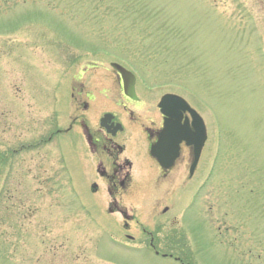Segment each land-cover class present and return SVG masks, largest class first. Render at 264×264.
Instances as JSON below:
<instances>
[{
	"label": "rangeland",
	"instance_id": "374dc122",
	"mask_svg": "<svg viewBox=\"0 0 264 264\" xmlns=\"http://www.w3.org/2000/svg\"><path fill=\"white\" fill-rule=\"evenodd\" d=\"M165 94L205 121L193 178L187 150L167 179L147 156ZM108 112L116 206L81 125ZM0 264H264V0H0Z\"/></svg>",
	"mask_w": 264,
	"mask_h": 264
},
{
	"label": "flooded vegetation",
	"instance_id": "af4514ba",
	"mask_svg": "<svg viewBox=\"0 0 264 264\" xmlns=\"http://www.w3.org/2000/svg\"><path fill=\"white\" fill-rule=\"evenodd\" d=\"M117 75V74H116ZM119 84L121 86V94L123 96V98L125 99V101L127 103H132L133 105H135L134 109H130L128 108L126 105L121 104L122 106V110L123 112H125V114H127L130 118V120H135V110H138L140 108V106L142 105L141 100L136 92V98L135 99H131L129 97H127L124 94L123 91V87L121 85V80L120 77L117 75ZM73 97H75L73 95ZM88 106L85 105V109H87ZM110 113V112H108ZM113 114L114 118L112 119V122L109 123V127L110 130L113 132V130L116 128V125L120 124L122 126V128L116 132L115 134L110 132H106L104 131V134L99 133L98 134H94L90 131V129L86 126V124H81L84 130V134L86 136L87 142H88V146L91 150V152L98 156V164H97V172L99 174V176L106 182L107 185V192L109 194L110 197L113 198V202L111 203L112 206H116L117 202H116V196L117 193L119 192V190H127L129 188V186L132 183V177H131V171L133 168V161L126 157L123 156V154L126 151V145L124 143H121L119 141V135L120 134H124L126 131V127L125 125L122 123L121 119L119 118V116H117V114L111 113ZM185 118L188 116L187 114L184 115ZM163 122H164V118L163 116H161V124L159 126V128H154V127H150V126H146L143 127V131L145 133L146 136V142L148 144V149H147V156H149V158L156 163L157 168L159 170V176L158 178L161 179H167L169 178L170 174L184 161L183 159V155H184V150H187L188 152V161L187 163L189 164V167L191 165V163L193 162V149L187 147L185 144L181 145V151H180V156L179 158L176 160L174 166L169 169V170H163L160 165L156 162L155 159H153L150 155V149L151 147L156 143L157 139H158V134L160 132V130L163 127ZM154 124V123H152ZM103 132V131H102ZM190 178H193V176H190ZM94 187V191L97 192L98 187L97 185H93ZM111 211H113V209H110ZM167 208L166 210H164L165 212H167ZM151 248L158 254V252L155 250L156 246L151 244L150 245ZM163 256H166L165 254H163Z\"/></svg>",
	"mask_w": 264,
	"mask_h": 264
},
{
	"label": "water",
	"instance_id": "95a60500",
	"mask_svg": "<svg viewBox=\"0 0 264 264\" xmlns=\"http://www.w3.org/2000/svg\"><path fill=\"white\" fill-rule=\"evenodd\" d=\"M112 67L120 74L125 94L135 98V76L118 64ZM159 108L164 116V126L158 135L156 144L151 148V155L165 170L170 169L180 154V145L184 142L193 148L194 161L190 167L193 175L204 145L207 141L206 126L201 116L190 107V105L177 95H165L159 103ZM189 117L184 118V114ZM112 120L111 115H106L101 120V126L110 133L108 122ZM119 126L112 133H116Z\"/></svg>",
	"mask_w": 264,
	"mask_h": 264
}]
</instances>
